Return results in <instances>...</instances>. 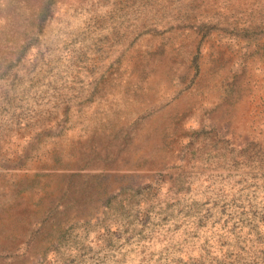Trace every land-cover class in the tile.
Wrapping results in <instances>:
<instances>
[{
  "label": "rangeland",
  "instance_id": "1",
  "mask_svg": "<svg viewBox=\"0 0 264 264\" xmlns=\"http://www.w3.org/2000/svg\"><path fill=\"white\" fill-rule=\"evenodd\" d=\"M0 264H264V0H0Z\"/></svg>",
  "mask_w": 264,
  "mask_h": 264
}]
</instances>
